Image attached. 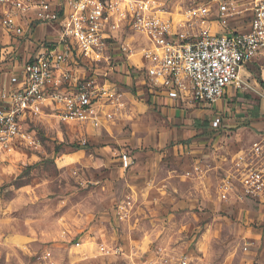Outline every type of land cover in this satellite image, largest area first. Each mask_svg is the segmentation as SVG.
I'll return each instance as SVG.
<instances>
[{
    "label": "rangeland",
    "instance_id": "1",
    "mask_svg": "<svg viewBox=\"0 0 264 264\" xmlns=\"http://www.w3.org/2000/svg\"><path fill=\"white\" fill-rule=\"evenodd\" d=\"M159 1L175 10L199 0ZM132 36L126 31V43ZM137 58H101L92 65L78 61L83 73L104 76L114 92L105 102L104 112L112 116L103 126L35 119L29 127L35 145L0 158V264H137L157 246L189 257L192 264H256L240 247L246 223L258 218L254 202H222L211 185L206 199L176 209L159 192L164 199L149 203L147 192L142 201L128 177L136 162L174 158L190 166L197 160L220 162L219 179L235 154L259 139L264 97L249 90L238 93L239 100L224 98L229 109L219 111L233 113L235 121L216 130L210 123L217 112L205 113L207 107L182 105L184 121H177L155 101L143 75L133 71L131 61ZM250 70L258 73L256 66ZM261 87L263 92L264 83ZM192 110L195 117L185 116ZM122 151L133 160L126 170L119 165ZM184 180L178 179L179 190L196 189L193 181ZM147 204L156 205V213L150 215ZM260 233V226L251 231L254 237Z\"/></svg>",
    "mask_w": 264,
    "mask_h": 264
},
{
    "label": "built area",
    "instance_id": "2",
    "mask_svg": "<svg viewBox=\"0 0 264 264\" xmlns=\"http://www.w3.org/2000/svg\"><path fill=\"white\" fill-rule=\"evenodd\" d=\"M45 27L49 32L36 36ZM126 31L133 34L128 43ZM132 55H138L131 65L144 86L179 105L211 111L228 90L233 97L249 90L264 97L258 80L264 83V0H199L175 10L159 0H0V158L35 145L29 129L35 119L103 126L112 116L104 106L114 92L104 76L83 73L78 61L92 65ZM216 114L214 130L223 119ZM201 163L182 176L200 180ZM119 165H133L129 153L119 154ZM216 191L222 202L247 198L264 215V133L235 154ZM256 226L261 233L254 237ZM246 228L241 251L264 264V219L248 220ZM137 264L192 262L157 246Z\"/></svg>",
    "mask_w": 264,
    "mask_h": 264
},
{
    "label": "crops",
    "instance_id": "3",
    "mask_svg": "<svg viewBox=\"0 0 264 264\" xmlns=\"http://www.w3.org/2000/svg\"><path fill=\"white\" fill-rule=\"evenodd\" d=\"M55 1V0H51ZM49 27L42 28L40 31H38L36 36H39L42 32L45 34L49 32ZM154 98V97H153ZM224 98H227V102L233 100V96L230 94H227ZM220 100L217 104L212 106V110H204L205 113H213V111L220 112L219 108L223 107L226 103L224 102L225 99ZM237 98V96H236ZM155 101L158 103V105L162 106L164 111L166 113H169L173 117H177V121L181 120L184 121L183 116H184V109L182 110L181 107L182 105H179L178 102L170 100L166 97H155ZM238 100L240 99L239 97L237 98ZM229 106V104H227ZM228 106H224L225 110L228 111ZM192 113L188 115L186 113L185 116H190L195 117V113ZM223 111V109H222ZM226 112V115H223L222 123H229V122H234L235 117L233 116V113ZM224 113V112H223ZM232 114V115H231ZM234 117V118H233ZM190 128V127H188ZM199 131L204 130L202 127L197 128ZM195 130V128H194ZM211 130V128H210ZM193 131V129H192ZM258 134L259 136L261 135L260 132L264 131V127L262 126L261 128L258 129ZM257 134V135H258ZM254 139V136L252 137ZM251 139V140H252ZM185 149L187 146H184ZM189 153V152H188ZM195 162H198L195 161ZM199 167L202 169V178L200 180H189L194 182V187L196 189H190L188 187V190H179V182L178 179L181 181H185L183 178V172L186 171L187 169L190 168V163L189 162H179L174 158L166 159V160H154V159H146L143 162H136L135 165L130 169V174L128 177L129 184L133 186L134 189L138 191L137 196L138 198H142V201H146L147 198V192H151L150 194V199L149 203H156L160 199H164L163 197L161 198L159 194L161 193L162 195L165 196V200L173 202V207L178 209V208H191L194 203L199 200L200 198L206 199L207 195L206 192L209 190L210 186H214L216 188V183H217V171L218 168L220 167V162H215V163H206L202 162ZM182 170V171H180ZM182 172V173H181ZM154 192L155 194H152ZM148 193V194H149ZM136 194V193H134ZM135 197V195H133ZM181 199H178V198ZM170 199V200H169ZM147 208H149V214L153 215L156 213L155 208L156 205H146ZM171 207L170 209H174ZM138 213H140L143 216H146V213L144 210L140 207H138L137 210ZM144 212V214H142ZM258 214L257 221L263 222L264 215H260L259 212L256 213Z\"/></svg>",
    "mask_w": 264,
    "mask_h": 264
},
{
    "label": "trees",
    "instance_id": "4",
    "mask_svg": "<svg viewBox=\"0 0 264 264\" xmlns=\"http://www.w3.org/2000/svg\"><path fill=\"white\" fill-rule=\"evenodd\" d=\"M258 80H259V82H260V83H263V82L260 80V78H259V77H258Z\"/></svg>",
    "mask_w": 264,
    "mask_h": 264
}]
</instances>
